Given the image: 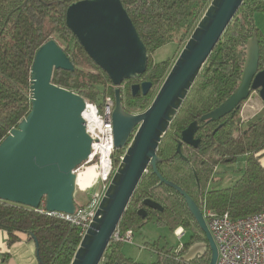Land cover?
<instances>
[{
	"label": "trees",
	"instance_id": "1",
	"mask_svg": "<svg viewBox=\"0 0 264 264\" xmlns=\"http://www.w3.org/2000/svg\"><path fill=\"white\" fill-rule=\"evenodd\" d=\"M76 0H0V141L17 126L30 110V70L35 51L54 39L71 59L73 71L54 70L51 81L99 103L101 97H113L110 80L87 55L65 24V10ZM148 52L146 70L140 81L157 84L167 74L170 60L153 62L150 54L158 47L175 41H186L211 0H120ZM264 14V0H244L218 43L204 63L199 75L173 118L157 149L161 162L157 170L165 179L183 189L198 205L217 213L227 212L231 219L245 217L264 210V109L243 121L239 109L233 116L198 123L195 136L197 148L182 143L176 153L181 131L192 121L216 108L237 87L246 55L247 40L256 35L259 48L258 69L264 66V28L254 20L255 13ZM131 86H125L124 109L140 112L148 107L151 89L146 95L132 96ZM151 87V88H152ZM264 103V102H263ZM124 149H114L113 167ZM239 160V161H238ZM242 164L239 175L231 184L209 188L217 167L222 164ZM232 167V166H231ZM196 173L198 185L193 175ZM158 178L149 167L142 176L118 224L120 231L134 232L153 219L171 231L181 227L191 229L188 242L177 246L156 248V258L149 263L136 261L122 253V244L110 240L99 264H208L206 249L191 262L182 255L194 242L205 241L187 210L183 197L172 187L158 185ZM151 198L163 210H147L141 218L137 210L142 200ZM76 204H82L76 200ZM0 229L7 234V244L19 240L24 233L36 242L39 264H70L81 236L77 227L59 218L38 212L34 208L0 200ZM148 244V243H146ZM150 246V245H149ZM150 247V248H151ZM155 249V250H154Z\"/></svg>",
	"mask_w": 264,
	"mask_h": 264
},
{
	"label": "water",
	"instance_id": "2",
	"mask_svg": "<svg viewBox=\"0 0 264 264\" xmlns=\"http://www.w3.org/2000/svg\"><path fill=\"white\" fill-rule=\"evenodd\" d=\"M27 0L21 4V7ZM244 0H211L184 42L179 54L146 109H124L118 86L144 73L148 52L120 0H76L65 10V24L89 58L117 86L113 91L111 115L113 146L124 149L89 226L82 235L70 264H99L112 235L142 176L150 167L158 185L175 189L205 241L194 242L182 255L191 262L209 249L208 264H215L217 248L201 209L178 185L157 170L161 158L157 149L173 118L186 98L204 63L218 43ZM259 48L256 35L246 43V55L239 84L216 108L189 123L180 133L176 153L182 159V143L197 148L198 123L216 122L234 114L241 102L256 92L264 102V66L258 69ZM73 71L71 59L54 39L35 51L30 70V110L16 127L0 141V200L30 208L43 202L49 212L72 214L75 210V169L88 160L91 138L81 116L84 98L54 84V70ZM152 87L142 81L130 87L132 96L146 95ZM198 185L196 173L193 170ZM161 212L152 200H142L137 210L141 218L147 210ZM36 246L35 240H33Z\"/></svg>",
	"mask_w": 264,
	"mask_h": 264
},
{
	"label": "built area",
	"instance_id": "3",
	"mask_svg": "<svg viewBox=\"0 0 264 264\" xmlns=\"http://www.w3.org/2000/svg\"><path fill=\"white\" fill-rule=\"evenodd\" d=\"M109 85L113 89L117 87L111 83ZM118 87L121 91L124 90L123 84ZM84 100L85 107L81 116L85 122V130L91 138V153L83 164L91 161L95 163L97 174L87 188L81 190L77 185L75 186L83 194L88 193L94 187L96 191L87 194L85 203L76 204L72 214L49 212L45 209L43 202L36 208L40 213L59 218L77 227L81 237L89 226L115 169L112 164L115 148L111 122L114 98L105 95L101 97L99 103ZM120 158L121 156L119 160ZM104 161L107 162L105 171H103ZM201 211L217 248L215 264H264V210L236 219H231L227 212L217 213L205 207ZM175 233L178 239L177 249L180 250L182 247L180 240L184 235V229L179 227ZM132 238L131 230L120 231L116 228L111 239L120 243L132 244Z\"/></svg>",
	"mask_w": 264,
	"mask_h": 264
},
{
	"label": "rangeland",
	"instance_id": "4",
	"mask_svg": "<svg viewBox=\"0 0 264 264\" xmlns=\"http://www.w3.org/2000/svg\"><path fill=\"white\" fill-rule=\"evenodd\" d=\"M255 24L260 28H264V14L257 12L254 15ZM183 43H177L175 41L168 42L157 49H155L151 54V60L153 62H160L164 60H170L168 68L171 67L173 61L179 54ZM162 79L154 84L151 88V99L156 94ZM151 102V101H150ZM264 109V103L259 98L256 92L251 93L250 99L246 100L242 108L240 109L239 116L243 121H246L256 115L260 110ZM143 111V110H142ZM239 161V160H238ZM236 162L233 165L222 164L217 167L216 172L214 173L215 179L209 183V188H217L228 186L232 183L233 180L237 178L239 175L238 167H241L242 164ZM86 164H81L78 167V171H80L81 167ZM232 166V167H231ZM96 191V187L92 188L88 193H81L77 189L74 192V197L80 203H85L87 194ZM192 234L191 229H186L185 234L181 237L182 242H188L190 235ZM148 243L151 247L153 244L156 248H161L163 246L170 247L176 246L178 244V239L174 231L169 230L164 225H159L153 219H150L147 223L141 226L134 232L132 238V244L123 243L122 244V253L126 257H130L136 261H140L143 263H149L155 260L156 251H151L150 248H145L144 245ZM152 248V247H151ZM153 249V248H152ZM155 250V249H154Z\"/></svg>",
	"mask_w": 264,
	"mask_h": 264
},
{
	"label": "crops",
	"instance_id": "5",
	"mask_svg": "<svg viewBox=\"0 0 264 264\" xmlns=\"http://www.w3.org/2000/svg\"><path fill=\"white\" fill-rule=\"evenodd\" d=\"M250 97L251 95L248 99ZM261 164L264 167V154L261 157ZM18 235L19 240L8 245L7 234L4 230L0 229V264H39L34 241L24 233H19ZM144 246L145 248H150L149 244ZM150 250L152 251L153 249L150 248Z\"/></svg>",
	"mask_w": 264,
	"mask_h": 264
},
{
	"label": "bare ground",
	"instance_id": "6",
	"mask_svg": "<svg viewBox=\"0 0 264 264\" xmlns=\"http://www.w3.org/2000/svg\"><path fill=\"white\" fill-rule=\"evenodd\" d=\"M107 169V162H103V171ZM97 174L96 165L92 161L83 165L76 173V185L79 189L87 188L91 182L95 179Z\"/></svg>",
	"mask_w": 264,
	"mask_h": 264
},
{
	"label": "flooded vegetation",
	"instance_id": "7",
	"mask_svg": "<svg viewBox=\"0 0 264 264\" xmlns=\"http://www.w3.org/2000/svg\"><path fill=\"white\" fill-rule=\"evenodd\" d=\"M142 81H140V78L138 77V78H135V79H129V80H126L125 82H123V87H125V86H131V85H133V84H138V83H141ZM124 91V90H123ZM131 93V92H130ZM125 98H126V94H125V92L122 94V101L124 102L125 101ZM133 113H135V112H133ZM234 114H227L226 116H233ZM225 116V117H226Z\"/></svg>",
	"mask_w": 264,
	"mask_h": 264
}]
</instances>
